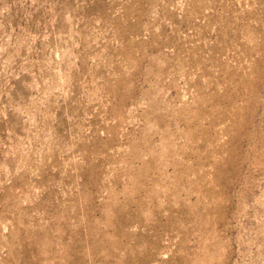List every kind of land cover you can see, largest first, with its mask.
I'll return each mask as SVG.
<instances>
[{
    "label": "rangeland",
    "instance_id": "obj_1",
    "mask_svg": "<svg viewBox=\"0 0 264 264\" xmlns=\"http://www.w3.org/2000/svg\"><path fill=\"white\" fill-rule=\"evenodd\" d=\"M0 264H264V0H0Z\"/></svg>",
    "mask_w": 264,
    "mask_h": 264
}]
</instances>
